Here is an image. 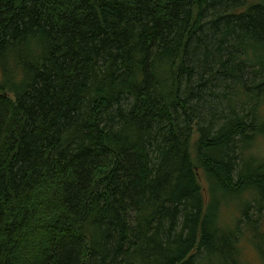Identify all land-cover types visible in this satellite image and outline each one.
Masks as SVG:
<instances>
[{
	"label": "trees",
	"instance_id": "trees-1",
	"mask_svg": "<svg viewBox=\"0 0 264 264\" xmlns=\"http://www.w3.org/2000/svg\"><path fill=\"white\" fill-rule=\"evenodd\" d=\"M0 71V264H264V3L0 0Z\"/></svg>",
	"mask_w": 264,
	"mask_h": 264
},
{
	"label": "rangeland",
	"instance_id": "rangeland-1",
	"mask_svg": "<svg viewBox=\"0 0 264 264\" xmlns=\"http://www.w3.org/2000/svg\"><path fill=\"white\" fill-rule=\"evenodd\" d=\"M249 4H254V3H264V0H248ZM9 65H13V64H9ZM2 80V74L0 71V82ZM254 153L256 155L255 158L261 160H264V137H259L258 139H256V143L254 146ZM249 158H246V161H248ZM203 174V173H202ZM214 191V195H216V197L214 195V201L215 202H224L226 200L229 199L230 196H226L225 198H223V194L220 195V193H222V191H220V189L215 186L213 183L211 185V192ZM219 193V194H218ZM247 197H250V193L248 191L247 196L245 195V199H247ZM218 199V200H217ZM230 205L227 206V208L224 209L223 211V217H222V221L224 224H228L229 227H234L236 226V223L238 222L237 219L239 220V211H240V204L238 203V201H242V199L238 201H236V199L231 198ZM235 200V201H233ZM262 223V222H261ZM260 232L262 234H264V222L261 224V228H260ZM249 234V236H248ZM252 234L251 233H247V235L245 236L242 246H243V259L244 262L246 264H261L260 262V258L255 250V239L252 240Z\"/></svg>",
	"mask_w": 264,
	"mask_h": 264
},
{
	"label": "flooded vegetation",
	"instance_id": "flooded-vegetation-1",
	"mask_svg": "<svg viewBox=\"0 0 264 264\" xmlns=\"http://www.w3.org/2000/svg\"><path fill=\"white\" fill-rule=\"evenodd\" d=\"M252 139H254V136L251 137V140H252ZM253 149H254V146L251 145V146L249 147L248 151H247L248 154L246 155V158H247V156H248L249 154H250V155H251V154L253 155V153H254V150H253Z\"/></svg>",
	"mask_w": 264,
	"mask_h": 264
}]
</instances>
